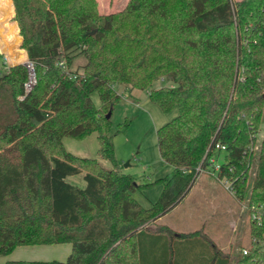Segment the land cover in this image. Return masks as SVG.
Listing matches in <instances>:
<instances>
[{
    "label": "trees",
    "instance_id": "16d2710c",
    "mask_svg": "<svg viewBox=\"0 0 264 264\" xmlns=\"http://www.w3.org/2000/svg\"><path fill=\"white\" fill-rule=\"evenodd\" d=\"M68 1L0 0V49L13 64L0 51V255L69 243L64 261L37 264H181L174 245L192 241L201 247L194 252L199 264L203 241L214 246L202 229L178 233L150 224L180 202L215 152L224 154L220 176L232 181L239 200L248 199L249 215L262 206L261 224L250 218L247 253L233 263L220 249L215 255L220 264H264V0H128L98 16L72 10L77 0ZM21 39L36 77L28 92ZM78 54L87 61L71 72ZM60 58L65 67L56 64ZM159 79L166 85L150 90ZM117 84L149 89L164 112L178 108L157 130L160 156L173 170L149 207L133 196L145 185L115 157L106 115L120 100ZM94 132L111 168L64 146V137ZM217 143L225 150L215 151ZM82 171L85 187L66 180Z\"/></svg>",
    "mask_w": 264,
    "mask_h": 264
},
{
    "label": "rangeland",
    "instance_id": "374dc122",
    "mask_svg": "<svg viewBox=\"0 0 264 264\" xmlns=\"http://www.w3.org/2000/svg\"><path fill=\"white\" fill-rule=\"evenodd\" d=\"M70 2L71 0L68 1V4ZM127 2L128 0H77L72 10L80 8V10H90L93 16L105 15L124 9ZM79 16L85 18V12H80ZM86 61L87 59L83 54L76 55L68 68L69 71H81ZM164 85H166V82L159 79L154 81L149 89L152 90ZM115 87L120 94V100L115 104L110 115L115 157L121 171L133 175L136 183L145 185L133 192V196L143 206L149 207L157 200L162 191L163 184L160 179L169 175L173 170V166L166 163L160 156L157 130L178 115V108L174 107L171 111L164 112L159 105L150 99L149 89L134 88L129 91L123 84H117ZM92 99L97 107L101 106L98 92L92 94ZM258 137L255 150L259 146L262 132ZM63 142L69 152L81 157L97 158L106 168L112 167L111 162L104 159L99 153V141L96 132L81 140L64 137ZM219 162L221 164L224 162L223 153L219 156ZM256 167L257 162H254L249 170L247 178L248 193L251 191ZM210 174L207 170L203 171L196 179L205 175L211 177ZM84 175L85 171H82L68 176L66 180L79 187H85ZM192 189L187 198L163 217L162 223L157 221L155 225L150 224V229L153 230L164 225L163 222L172 221L174 225L182 230H194L200 228L206 221V229L207 227L211 229L208 232L219 236L217 244L223 246L224 251L230 253L234 259L242 250L241 246L248 248L251 244L250 215L249 211L245 209L246 207L243 208L247 204V199H243L244 201L238 200L236 197L237 200L233 199L224 186L220 188L221 192L231 197L236 214H240V221L236 223L235 217L225 214L220 208L204 206L200 203L204 194L202 188L194 186ZM233 223L236 224L235 230H232ZM191 232L193 231L178 233ZM182 244L183 248L179 246V243L174 245L175 254L177 256L180 254V263L185 262L183 259L186 257L185 259H188L190 264L191 259L194 264H198L194 252L197 250L198 253L201 247L195 243L193 244L192 241H185ZM180 257L178 256V261ZM32 264H37V261ZM185 264L187 263L185 262Z\"/></svg>",
    "mask_w": 264,
    "mask_h": 264
},
{
    "label": "crops",
    "instance_id": "0c3cea01",
    "mask_svg": "<svg viewBox=\"0 0 264 264\" xmlns=\"http://www.w3.org/2000/svg\"><path fill=\"white\" fill-rule=\"evenodd\" d=\"M21 43H22V39L18 46H20L21 50L25 51L21 47ZM1 53L4 55L6 63L8 65H13L7 60L5 54L2 51ZM27 59H28V55L26 52V58L23 61H20L18 63H24ZM210 176L211 177H209L208 175H205L203 177H199L198 179H196L193 185L191 186L190 190L188 191V193L180 200V202L174 208H172L166 214L174 210L185 198H187V196L191 194L193 190L192 188H194V186H199L200 188L204 190L203 198L200 202L201 204H203L204 206H210V207L214 206L217 209L220 208L225 214L231 217H235L236 223H238L241 217L239 216L240 214L238 215L236 214L234 203L231 197H229L227 194L225 195L224 192H221L220 188H222L224 185L212 174H210ZM231 196L233 199L235 198L234 195L231 194ZM166 214L160 217L157 221L161 222V220ZM163 224L166 226H169L170 228L178 232H189V231H195V230L202 229L207 234L208 238L214 242V246L210 247L207 241H203L202 243L203 250L200 255L201 260L199 264H210L213 259L215 262L214 264H220L223 257H221V255H215V249H220L224 255L229 254L230 258L232 259V263H233L232 255L224 251L223 246H219L217 244V239L219 238V236L213 235L211 232H208L211 230L209 229V227H207L206 229V221L204 222V224H202L200 228H195L194 230H182L178 226L174 225L172 221L163 222ZM235 228H236V224L233 223L232 230H235ZM240 248L243 249L245 247L241 246ZM71 250H72V245L69 243L52 244V245L19 246L12 253L8 255H0V264H8L10 261H26V262H34V261L47 262V261H53V260L64 261L67 258V256L70 254Z\"/></svg>",
    "mask_w": 264,
    "mask_h": 264
},
{
    "label": "built area",
    "instance_id": "2783aa9c",
    "mask_svg": "<svg viewBox=\"0 0 264 264\" xmlns=\"http://www.w3.org/2000/svg\"><path fill=\"white\" fill-rule=\"evenodd\" d=\"M237 1H240V0H231L232 3L237 2ZM24 64L27 66L28 71H29V80L25 83V89H26V92H28V91L31 90V88L35 84L36 77H35L33 62L30 61L29 59H27L24 62ZM56 64L61 66V67H65L66 62H65V60L63 58H60V59L56 60ZM217 150L218 151L225 150V145L217 143L215 145V151H217ZM219 156L220 155L215 153V152L211 153L208 156L207 160H206V165L204 167H198V170L200 171V173L207 170L209 173H211L213 176H215L220 182H222L224 187L232 195H234V197L237 198L236 190L233 187L232 181H230L227 178H222L220 176L221 163L219 162ZM242 201H244V200H242ZM243 208H245V209H247L249 211L248 199H247V204L245 206H243ZM252 208L254 209V211L252 212L250 218L255 220L258 224H261V222H262V212H261L262 206H260V207H252ZM242 250H243V253H247V248H243Z\"/></svg>",
    "mask_w": 264,
    "mask_h": 264
},
{
    "label": "water",
    "instance_id": "95a60500",
    "mask_svg": "<svg viewBox=\"0 0 264 264\" xmlns=\"http://www.w3.org/2000/svg\"><path fill=\"white\" fill-rule=\"evenodd\" d=\"M110 115H111V112H108L106 116H107L108 118H110Z\"/></svg>",
    "mask_w": 264,
    "mask_h": 264
}]
</instances>
